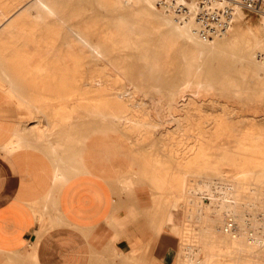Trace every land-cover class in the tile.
Wrapping results in <instances>:
<instances>
[{
	"label": "bare ground",
	"instance_id": "obj_1",
	"mask_svg": "<svg viewBox=\"0 0 264 264\" xmlns=\"http://www.w3.org/2000/svg\"><path fill=\"white\" fill-rule=\"evenodd\" d=\"M16 1L18 2V0ZM70 1L67 0L66 2L65 0L60 4L59 2L57 4L56 1L49 3L45 0H38L35 4L33 1L38 12L37 16H56L57 12H60L58 9L61 8L62 12H69L72 17L79 19L76 26L71 27V24L65 26L67 20L64 22L62 17H56L55 23L51 22V24L64 25L67 28L65 34H61L59 37L54 36L53 31H49L50 28H48L49 32L46 36H34L33 32L30 31V24L13 17L15 12L8 18L6 17L12 10H8L7 13L4 11L6 14L3 17L0 16V21L5 17L7 18L4 20L7 22H3L4 25L2 24L3 27L0 30V54L3 55L5 61L3 69L0 70V92L15 103H22L28 112L44 115L43 118L45 117L46 121H43L46 125H40L41 121L36 122L32 127L30 136H24L20 132L21 130L17 131L15 143L39 147L47 151L53 159L61 158V154L64 153L63 160L67 158V151H74L68 149L67 143L69 141L80 144L89 133H97L103 129H111V132L127 131L135 124H140L146 130L156 122H152L153 115L148 116L152 120L150 121L144 118V113H141L139 109H128L125 98L128 95L124 93L123 84L120 82L125 74L123 60L129 57V54L124 52L125 47H132V45L137 44L142 48L144 44L152 45L157 42L155 48L152 47L154 48L152 51L141 52V54L136 55L137 59H145L147 65L151 64L150 68H152L155 64L166 60L169 50L174 47L179 37L185 36L195 42H201L202 38L198 36L196 30V27L199 26L196 18L198 7L196 3L191 1L188 3V15L185 21L179 22L175 30L166 31H161V29L167 25V20H163L153 12L141 14L140 9L136 7L133 10L136 18L134 19L122 14L120 9L141 1L152 3H174L177 1L182 3L184 0H77V2L72 3V7L69 5ZM91 1L95 2L100 10L116 11L103 22V24L105 23L103 29L100 28V25V29L96 27L99 19L84 13L85 11L89 13L92 6ZM21 5H24L23 2ZM213 5L217 7L219 12L225 7L230 9L228 24L223 29L211 31L212 35L210 34L209 38L216 41L225 33H232L235 26L231 22L243 15L244 10L239 4L228 3L225 0H213ZM26 7L24 8L26 9ZM29 11L28 8L26 12ZM93 11L95 12V10ZM259 11L262 29L260 35L243 33L236 39L232 37L234 43L248 44L245 52H247L250 60L251 52H258L264 46V11ZM59 29L61 28L59 27ZM44 31L46 32V30ZM54 31L61 32L60 30ZM56 32L55 34H57ZM238 35L240 34L238 33ZM56 42H59L58 48L50 51V55H52L48 62L44 61L43 59L49 55L48 48L57 44ZM148 47L150 48V46ZM181 52L184 54L187 66L183 75L185 77L182 76L183 80L175 90H184L187 97L199 98L204 96L210 85L201 81L204 79L200 80L197 77L193 79L194 82H192L193 80L189 81L191 79L190 67L198 53L195 49H182ZM242 53L244 52H238L235 55L240 59ZM97 69L100 70L101 74L95 73ZM212 87L214 88V86ZM175 95L178 97L177 94ZM203 98L206 99V96ZM191 101H188V104ZM175 105L178 106L177 103ZM189 106H191L189 108L191 111L196 109L194 104ZM162 107L164 106L162 105ZM168 109L170 108L168 107ZM170 110L165 111L169 112ZM201 110L198 108L196 115L188 114L187 118L181 116L177 110L178 112L173 115L178 116L180 126L177 127L176 124L177 128L174 131L166 133L167 138L171 141L170 144L161 145V151L169 154L174 160L172 161L177 163L179 170H177L176 175L165 178L166 175L164 174L165 177H163L162 170L165 169L163 164L154 165L152 160L150 159V161L145 156L142 165H138L136 170L133 169L138 173L142 167L141 169L151 174L152 178L158 177L159 184H154L157 190V201L166 203V206L154 211L148 224L157 233L172 232L175 235L177 240L175 264H264V128L256 130L254 125L250 124L245 130L237 133L231 150L223 152L221 150V154L208 155L213 150L217 151L216 134L221 133V131H211L212 128H210V132L204 135L205 133H198L191 129V122L197 121V123L203 124L209 121L210 124L219 126L224 117L218 113V110L219 115L204 117L201 115ZM222 111L224 112L223 109ZM167 115L170 116L171 114L167 113ZM75 125H78L80 129H74ZM189 129L192 130L190 134L185 132ZM117 137L119 138V136ZM134 137L136 138V136ZM93 138L91 139L93 140ZM116 143L118 142L116 141ZM98 147L100 146L98 145ZM102 147H104L103 144ZM95 150H92L93 153ZM108 151L110 152V150ZM118 152L116 153L118 154ZM121 160H123L122 157ZM103 165H101L102 168H104ZM57 170L59 171L60 168ZM101 170L100 173H103Z\"/></svg>",
	"mask_w": 264,
	"mask_h": 264
},
{
	"label": "crops",
	"instance_id": "obj_2",
	"mask_svg": "<svg viewBox=\"0 0 264 264\" xmlns=\"http://www.w3.org/2000/svg\"><path fill=\"white\" fill-rule=\"evenodd\" d=\"M24 116L0 92V264H175L176 239L163 234L146 245L143 219L128 221L127 201L114 193L134 158L125 132L89 133L76 150L66 152V160L64 153L53 159L39 147L15 143L17 131L31 135L34 124ZM144 199L136 187L139 209Z\"/></svg>",
	"mask_w": 264,
	"mask_h": 264
},
{
	"label": "rangeland",
	"instance_id": "obj_3",
	"mask_svg": "<svg viewBox=\"0 0 264 264\" xmlns=\"http://www.w3.org/2000/svg\"><path fill=\"white\" fill-rule=\"evenodd\" d=\"M31 1L32 2L34 1L36 4L38 0H23V1L18 0V2L17 1L15 2V0H9V1L8 0H5V1L0 0V16L3 17V15H5L8 10H12L8 14V16H6V17L8 18L9 16H11L13 14V12H15L13 14L14 15L13 17L18 18L22 22L30 24L29 25V26H31L30 31L33 32L34 36H36V37L37 36H46L49 31H53L52 33H54V36L59 37L61 34H63V35L65 34V32L67 30V28L65 27L66 25L70 26V24H71V27H75L76 24L78 23L79 19L77 17H72L71 16L72 14H70L69 12H67V13L62 12V10H60L61 9L60 5H59L60 9H58V11H60V12H57L56 16H43V15L41 17L37 16L38 12L36 11V8L33 5L34 2L32 3ZM45 1L49 2V3L56 1L57 4H58V2H59V4H60V2H65V0H45ZM190 1L193 3H196L197 7H198V1L199 0H184L182 3H179L177 1L174 3H167V2H161V3L160 2H158V3L153 2L152 3L150 1H144V2L141 1V2H138L137 4H134V5L133 4L131 5L130 2H128L130 5L126 4L127 6L123 9H120V10H121V13L124 14L125 16L131 17L134 19H136V18H135V14H134L133 10L136 7L140 9L139 12L141 14H148V12H153L154 14L158 15L160 18H163V20H167V25L164 26L161 29V31H166L169 29L175 30L176 25L179 22L185 21V19L187 18L188 3ZM22 2L24 5H21ZM30 2L32 5L30 4ZM66 2H67V0H66ZM74 2H77V0H71L69 2L70 7H72V5H73L72 3H74ZM11 4H13V5H11ZM90 4H92L91 9H90V11H92V12L90 13V11H89V13H88L87 11H85L84 13L85 14L87 13L86 15L95 16L96 19H99L96 27L98 29H100V28L103 29L105 27V23L103 24V22H105L107 18H109L113 14H115L116 11L110 10V9H106V10L101 9L100 10V8L97 7L95 2H92V1ZM183 6H186V7H183ZM15 7H16V9H15ZM19 7H21V8L19 9ZM24 7H26V9ZM30 7H31V9H30ZM28 8L30 10L28 13L31 15L26 16L25 14H28L26 12V10ZM21 9H23V10L20 11ZM24 10H25V12H24ZM93 10H95V12ZM102 10H104V11H102ZM65 13H66V15H65ZM85 14H84V16H85ZM99 14H100V16H99ZM260 14H261L260 12L259 13H252V12L249 13L248 11L247 12L244 11L243 15L239 16V18H237L236 20L231 22L235 26L233 28L232 33H225L224 35L219 37L216 41L209 38L210 34L212 35L211 31L207 32L205 35H201V33H200L201 24H200V22H198L199 26L196 27V30L198 32V36L200 38L202 37L201 42H195V41L190 40L188 37H185V36L179 37L177 40V43L174 45V47L169 50L168 57L166 58V60L163 62H159V63L155 64L154 66H152V68H150L151 64L147 65V62L145 59H143V58L137 59L136 55L141 54V52L147 53L146 51H149V52L152 51L155 48L154 47L156 45L155 43H157V42H155L152 45L151 44H144L142 48L140 46H138L137 44H134V45H132V47L129 46V47H125V49H124V52L128 53L129 57H127L126 59L123 60L125 74H124L123 78H121L120 82L123 84L124 93L128 95V96H125V98L127 100L128 109L134 110L137 108V109H139V111H141V113L142 112L144 113L143 116L145 119H149L150 121L153 120L152 122H154V121H156V122L154 124H152V126L146 128V130L140 124L133 125L127 131L123 130V132H125V134L129 137V139L132 143L133 150H134V158H133L132 165L130 167V169H132V170H128L126 175L119 181V183L117 184V186L114 189V193H115V195H117L119 197L124 196V199H126V201H127V204H126L127 213L126 214L128 215V219H127L128 221L130 220V218L133 219V218L141 217L143 219V233L147 236L146 241H144V243L146 245H148V243H150V241L152 239H156L159 236V234L160 235L166 234V233H157V232L153 231L148 224V222H149L150 218L152 217L154 211L156 209H159L161 207L166 206V203L163 204L164 202L159 203L157 201V190H156L154 184L155 183L159 184V181H158L159 179L157 180L158 177L157 178L155 177V179L152 178L151 174H149L147 171L141 169L142 167L140 168V170H139L140 172H138V173L133 171V169L136 170L138 165L139 166L142 165V163H143L142 161H143V158L145 156L149 160L151 159L152 161L151 160L150 161L152 163H154V165L155 164L156 165H159V164L162 165L163 164V167L165 169L162 170V174L166 175V177H165V175L163 177L171 178V177H173L172 175L177 174V172H178L177 170H179L177 163L173 162L174 160L170 157L169 154L165 153L164 151H161V149H160L162 144H164V143L170 144V142H171L170 139L167 138L168 132L170 133V132L174 131L177 127L180 126V123L178 121V116L173 115V114H175V112L176 113L178 112L177 110H179V114H181V116H183L185 118H187L189 116L188 114H195L196 115L198 108H199V110L202 109L201 115L204 117L205 116L219 115L218 113H220V115H222L224 117V120H222V122L219 126H214L213 124H210L209 121H206L203 124L200 122L197 123V121L191 122V129H194V131H197L198 133H205L204 135H206L207 132L208 133L210 132V128H212L211 131H216V132L221 131V133L216 134V139H217L216 142H218L217 151L213 150L214 152L212 151L208 155H212L214 153H216V155H217V154H221L223 151L231 150L233 148L234 143H235V138L237 137V133L243 129L245 130L247 128V126L250 124L254 125L256 130L264 128V78H261V77H264V46L258 52H255V53L251 52V60H250L248 58L247 52H245L248 44L242 43V42L234 43V40H233V38L236 39V38L242 36L243 33H246V34L249 33V35H256V34L260 35V33H262L261 32V30H262L261 24L259 21ZM148 16L151 17V15H148ZM6 17L0 21V30L2 29V27L4 25L3 22H7V21H4V20H7ZM56 17H58V18L62 17L64 19V22L67 20L65 22V26L64 25L63 26L62 25L57 26V24H51V22L53 23L54 21H56V19H55ZM144 18H142V19H144ZM101 19H103V20H101ZM229 20H230V18H228V22H229ZM101 21H102V23H101ZM38 22H39V24H38ZM227 24H225L224 26H226ZM253 24H256V25H253ZM37 25L39 28L37 27ZM99 25H100V28H99ZM224 26L222 27V29L224 28ZM59 27L61 29L63 27V30L59 29ZM48 28H50L49 31H48ZM58 29L61 31L60 33H57L56 31H54V30L59 31ZM44 30H46V32ZM63 31H64V33H63ZM55 32L57 34H55ZM238 33L240 35H238ZM58 39H61V38H58ZM207 41H209V42H207ZM56 43L57 44H54V46L48 48L49 55L47 57H45V59H43L44 61L48 62V60L50 59V56L52 55V54L50 55V51L54 48H58L59 42H56ZM231 45H232V47H231ZM263 45H264V43H263ZM148 46H150V48ZM152 47H154V48H152ZM182 49H187V50L195 49L196 52L198 53L193 65L190 67L191 68V74H190L191 79L189 81L191 82L193 79H196V77H197L198 79L200 78V80L204 79L201 81L206 82L207 84L210 85L208 87V91L206 93H204V96L203 95L201 96L202 100H201V97H199V98L187 97V94L184 90H181V91L175 90L176 87L178 86V84H180L182 82L183 78L185 77L183 75H184V72H185V69L187 66L185 59H184V54L181 52ZM238 52H244V53H242V57L240 59H238L237 55H235ZM258 55H260V56H258ZM254 57H256V58H254ZM4 62L5 61H4L3 55L0 54V70L3 69ZM180 69H182V70H180ZM95 73L99 74L100 70L99 71H98V69L95 70ZM182 76H183V78H182ZM203 76H204V78H203ZM8 78L10 79L11 77L9 76ZM208 81H209V83H208ZM192 82H194V80ZM116 84H117V82H116ZM211 85L214 86V88ZM237 85L239 88L237 87ZM233 86H234V88H233ZM212 88H213V91H212ZM235 91L236 92L238 91V92L234 93ZM179 93L182 95L184 94V96L181 95L182 97L180 96V98L178 99V97L180 95ZM175 94H177L178 97H176ZM238 94H240L242 96H240ZM205 96H206V99L203 98ZM132 97H133V99H131ZM173 98L175 101L173 100ZM181 98H183V99H181ZM184 99H186L185 102H184ZM192 99H193V101H191ZM195 99H197V100H195ZM179 100H180V102H179ZM198 100H200V101L198 102ZM214 100H215V102H214ZM188 101H191L190 104H188L189 103ZM250 101H251V103H249ZM168 102L169 103L171 102V103L169 104ZM182 102H184V103H182ZM176 103L178 104V106L175 105ZM198 103H200L199 106H198ZM16 104L20 107L21 111L25 115L24 118H25V121L27 123L35 124L36 122L41 121L40 125H42V124L46 125V123L43 122V121H45V117L43 118L44 115H42L40 113L28 112L25 109L24 105L20 102H16ZM191 104H194L196 111L194 109H192L193 111H191V109H189V108H191V106H189ZM162 105L164 107H162ZM168 107L171 110L168 109ZM175 109H176V111H175ZM222 109L224 110L225 114H223L224 112L222 111ZM165 110H167V111L170 110V111L167 112ZM217 110H218V113H217ZM171 111L174 113H172ZM167 113L171 114L172 116L171 115L168 116ZM149 115L150 116L153 115L152 117H154V118H151L152 119L151 120L148 117ZM156 115H159V116H156ZM158 118H159V120H158ZM73 128L78 129V130L80 129V127H78V125H75ZM195 129H198V130H195ZM200 129H201V131H199ZM191 131L192 130H190V129L185 130V132H187L189 134L191 133ZM134 136H136V138ZM232 139H233V141H232ZM72 145H73V147H72ZM78 145L79 144H77L75 141H69L67 143L69 150H76ZM70 147H72L73 149ZM221 150H222V152H221ZM156 154H157V156H156ZM164 160L165 161L167 160L168 162L167 161L165 162ZM169 165H170V167H169ZM171 171H172V173H171ZM147 175L149 178L147 177ZM146 177L148 180L146 179ZM143 179H144V181H143ZM136 187H139L145 193V199H144L145 204H144V207L140 208V209L137 207L135 200H134V190ZM155 202H156V204H155ZM109 220H110V223L113 222L112 223L113 226H116L115 224H117V220L115 218H110ZM167 234L173 236L176 239L175 235L172 232L167 233ZM144 249H146V248H144Z\"/></svg>",
	"mask_w": 264,
	"mask_h": 264
},
{
	"label": "built area",
	"instance_id": "obj_4",
	"mask_svg": "<svg viewBox=\"0 0 264 264\" xmlns=\"http://www.w3.org/2000/svg\"><path fill=\"white\" fill-rule=\"evenodd\" d=\"M228 3L239 4L244 11L249 13H259L264 11V0H225ZM230 15L229 7H225L221 12L213 5V0H199L196 18L200 22V33L205 35L209 31H216L228 23Z\"/></svg>",
	"mask_w": 264,
	"mask_h": 264
}]
</instances>
